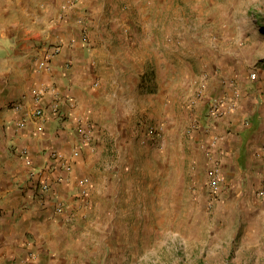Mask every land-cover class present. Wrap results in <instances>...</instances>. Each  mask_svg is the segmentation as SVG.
I'll use <instances>...</instances> for the list:
<instances>
[{
    "label": "crops",
    "instance_id": "crops-1",
    "mask_svg": "<svg viewBox=\"0 0 264 264\" xmlns=\"http://www.w3.org/2000/svg\"><path fill=\"white\" fill-rule=\"evenodd\" d=\"M163 1L0 0V264H105L110 240L92 233L98 226L92 229L87 212L95 225L97 210L127 201L122 175L138 115L146 97L161 105L160 94L139 87L146 71L139 66L148 48L157 64L169 63L177 48L165 32ZM42 41L61 48L44 71L35 57ZM232 67L203 80L198 98L194 81L184 83L195 107L187 144L198 151V170L219 169L226 201L247 199L264 182V97L240 91ZM214 100L218 116L209 113ZM37 105L44 116L33 114ZM168 109L171 149L181 121L173 105ZM52 150L61 158H51ZM34 169L43 172L30 179ZM57 173L63 181L53 182ZM44 179L51 188L38 200L32 189Z\"/></svg>",
    "mask_w": 264,
    "mask_h": 264
},
{
    "label": "rangeland",
    "instance_id": "rangeland-1",
    "mask_svg": "<svg viewBox=\"0 0 264 264\" xmlns=\"http://www.w3.org/2000/svg\"><path fill=\"white\" fill-rule=\"evenodd\" d=\"M162 3L165 32L177 48L167 57L170 64H157L148 48L139 66L146 70L139 87L160 94L161 105L146 97L138 115V136L129 145L122 175L127 201H117L106 213L97 210L95 225L88 211L87 222L98 226L92 232L98 240H110L105 264H264V196L259 195L264 182L252 186L244 200L226 201L206 186L214 167L207 174L198 170V151L187 144L195 107L191 97L186 101L184 84L194 81L198 98L205 93L203 80L233 66L239 90L264 97V0ZM194 34H208V40L197 41ZM171 105L181 127L170 149ZM151 127L159 133H150ZM109 211L116 212L112 219L106 217Z\"/></svg>",
    "mask_w": 264,
    "mask_h": 264
},
{
    "label": "built area",
    "instance_id": "built-area-1",
    "mask_svg": "<svg viewBox=\"0 0 264 264\" xmlns=\"http://www.w3.org/2000/svg\"><path fill=\"white\" fill-rule=\"evenodd\" d=\"M61 53V48L58 44H53L51 42H42L40 45H39V48L36 52V63H37V68L41 71H44V70H49L51 68V63H52V60L58 56L59 54ZM44 94V89H38L35 91L34 93V100L36 103H39L41 97L43 96ZM52 107V110L54 112L58 111V108H59V103L58 102H55L53 105H51ZM16 109H20V106L18 105L16 107ZM44 107H42L41 105H37L33 111V114L36 116V117H42L44 116ZM221 112V109L219 107V101L218 100H214L212 102V105L210 106V110H209V113L211 116H218ZM25 123H26V119H21L20 121H18L17 123V126L19 128H22L25 126ZM80 131L83 132V130L80 128L79 129ZM159 128L158 127H151L149 129V132L151 133H159ZM20 153L21 155L25 154L26 153V149L23 148L22 150H20ZM51 158L53 159H58V158H61V155L55 151V150H52L51 151ZM67 171H69V168L67 167L66 168ZM43 171L42 170H38V169H34L32 170L30 173H29V178L30 179H33V177H37L39 174H41ZM208 186L213 189V190H218L219 186H220V173H219V169L217 167H214L212 168L211 170H209L208 172ZM64 175L61 174V173H57V174H54L53 175V182H61L64 180ZM51 188V182L47 179H44L42 181L39 182V184L37 186H34L32 190H34V194H36V198L38 200H43L45 199L46 197H48V191L50 190ZM259 195L260 196H264V191H260L259 192ZM55 205H56V209L58 211H62L63 210V205L62 203L56 201L55 202Z\"/></svg>",
    "mask_w": 264,
    "mask_h": 264
}]
</instances>
